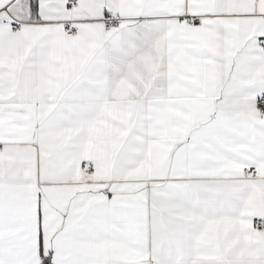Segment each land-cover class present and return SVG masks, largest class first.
<instances>
[{
  "label": "snow or ice",
  "instance_id": "6c2138e0",
  "mask_svg": "<svg viewBox=\"0 0 264 264\" xmlns=\"http://www.w3.org/2000/svg\"><path fill=\"white\" fill-rule=\"evenodd\" d=\"M0 264H264V0H0Z\"/></svg>",
  "mask_w": 264,
  "mask_h": 264
}]
</instances>
